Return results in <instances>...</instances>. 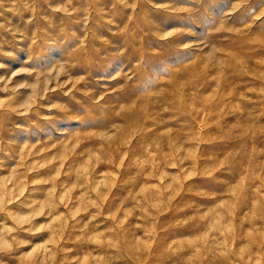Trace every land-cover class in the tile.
Wrapping results in <instances>:
<instances>
[{"label":"rangeland","instance_id":"1","mask_svg":"<svg viewBox=\"0 0 264 264\" xmlns=\"http://www.w3.org/2000/svg\"><path fill=\"white\" fill-rule=\"evenodd\" d=\"M0 264H264V0H0Z\"/></svg>","mask_w":264,"mask_h":264}]
</instances>
